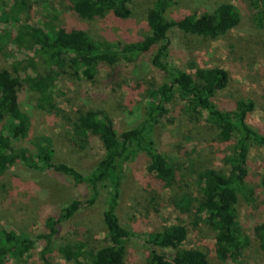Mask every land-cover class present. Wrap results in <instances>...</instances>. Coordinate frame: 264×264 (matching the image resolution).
Listing matches in <instances>:
<instances>
[{
    "label": "rangeland",
    "instance_id": "374dc122",
    "mask_svg": "<svg viewBox=\"0 0 264 264\" xmlns=\"http://www.w3.org/2000/svg\"><path fill=\"white\" fill-rule=\"evenodd\" d=\"M3 0H0V5ZM155 0H133L131 16L126 20L106 14L102 18L83 20L66 0H30L29 23L43 28H74L87 32L100 42L123 45L148 35L146 15ZM234 5L240 15L239 24L218 39H203L171 32L170 61L172 65L191 72L190 64L202 69L219 67L227 71L229 84L212 102L217 109L228 111L242 98L255 103L248 122L264 135V0H176L166 14L174 20L188 14L211 13L219 4ZM16 29L0 23V69L23 80L27 76L44 73V67L34 50H26L14 41ZM150 54L141 55L131 63L121 62L114 71L103 68L93 81L63 75L53 89L56 108L46 112L37 107L36 94L25 83L19 89L20 109L30 120L28 140L37 136L51 139L55 163L76 166L83 175L92 172L103 156L98 138H90L83 149L74 140L71 123L87 110H104L110 115L117 134L133 129L143 120L146 98L142 90L149 85H160L162 74L151 64ZM115 74V75H114ZM156 149L174 163L178 185L174 189L160 186L147 171L149 159L140 153L124 164L120 171L121 186L117 214L121 224L135 234L125 243L124 264H143L147 249L143 237L148 232L176 224L187 230L181 248L198 249L206 253L209 264H264V250L253 234L255 226L264 222V147L253 146L247 158L248 184L254 190L250 201L239 196L236 215L248 246L235 260L222 262L215 254L213 232L204 225L194 209L177 208L175 200L183 195L198 197L196 174L205 167H219L226 155L227 145L221 144L216 131L204 119H195L185 112L179 101L168 106V113L154 130ZM23 146L32 148L28 141ZM91 187L77 185L64 175L34 172L15 164L0 175V230L23 234L35 240L31 252L20 259L6 258L4 264H41L40 252L46 242L39 239L45 233V221L73 200L82 208L70 220L58 225L52 240L51 264H77L65 261L55 249L63 244H85L84 250L95 251L106 245L102 213L106 208V189L92 205ZM169 252V249H162ZM86 256L79 258L86 264Z\"/></svg>",
    "mask_w": 264,
    "mask_h": 264
},
{
    "label": "trees",
    "instance_id": "16d2710c",
    "mask_svg": "<svg viewBox=\"0 0 264 264\" xmlns=\"http://www.w3.org/2000/svg\"><path fill=\"white\" fill-rule=\"evenodd\" d=\"M72 11L83 20L102 18L111 14L126 20L131 16L133 0H66ZM30 0H3L0 5V23L14 27V41L26 50H34L44 67V73L27 76L21 80L17 70L0 69V175L15 164L40 173H55L70 177L77 185L91 187L92 197L86 205H92L100 189H106V208L102 213L106 245L95 251L84 250L85 244H63L55 249L65 261L79 263L86 256V264H124L125 243L135 236L120 222L117 208L120 198V169L140 153L148 159L147 171L162 188L174 189L178 185L173 161L160 153L154 143V130L168 113L174 101L184 104L185 112L195 119H204L208 127L216 131L221 144L227 145L226 155L219 167H205L196 174L198 197L183 195L174 201L177 208L194 209L214 234L215 254L218 260H237L248 246V238L239 226L236 206L239 196L250 201L254 190L249 186L246 167L250 148L264 147V135L249 122L248 117L255 103L246 98L237 100L232 110L221 111L212 99L229 84L226 70L214 67L202 69L190 64V73L172 65L170 61L171 32L203 39H218L226 35L240 22L237 8L230 3L219 4L211 13L200 16L188 14L169 20L167 12L176 0H155L146 15L148 35L123 45L100 42L87 32L74 28H55L49 24L43 28L29 23ZM153 68L162 74L160 85H149L142 90L146 98V111L133 129L117 134L110 115L104 110H87L71 123V131L81 149L88 140L98 138L103 156L92 172L83 175L79 169L67 163L54 162L53 144L47 136L28 140L30 120L20 109L18 93L25 83L36 94L37 107L46 112L56 108L53 89L58 80L70 78L93 81L103 69L114 71L121 62L131 63L141 55L150 54ZM115 75V74H114ZM28 141L32 148L23 146ZM264 188V176L260 180ZM82 208V202L73 200L45 221V233L39 236L46 242L40 252L41 264H51L52 240L58 233V225L67 222ZM253 234L264 250V222L255 226ZM147 260L143 264H209L207 255L198 249L181 248L187 238V230L181 224L148 232L143 237ZM35 246V240L23 235L0 230V264L5 259L23 258ZM169 249V252H162Z\"/></svg>",
    "mask_w": 264,
    "mask_h": 264
}]
</instances>
